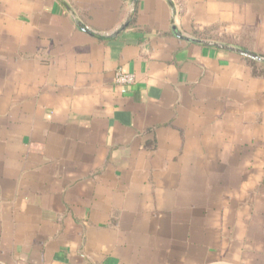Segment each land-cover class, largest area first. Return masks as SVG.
<instances>
[{
  "label": "crops",
  "instance_id": "crops-1",
  "mask_svg": "<svg viewBox=\"0 0 264 264\" xmlns=\"http://www.w3.org/2000/svg\"><path fill=\"white\" fill-rule=\"evenodd\" d=\"M172 1L0 0V264H264V87L171 27L264 0Z\"/></svg>",
  "mask_w": 264,
  "mask_h": 264
},
{
  "label": "rangeland",
  "instance_id": "rangeland-1",
  "mask_svg": "<svg viewBox=\"0 0 264 264\" xmlns=\"http://www.w3.org/2000/svg\"><path fill=\"white\" fill-rule=\"evenodd\" d=\"M263 25H258L257 27L251 25H244L242 27V31L238 33H233V31L226 30L225 32L219 31L222 26L212 25V31L209 32L210 37L220 38L221 40L229 43L236 44L237 46H243L244 50L252 51L255 54L263 55L264 56V45H260L259 41H255V33L256 30L261 28ZM214 30V31H213ZM263 31V30H262ZM264 32V31H263ZM203 33V32H202ZM220 34V35H219ZM203 36V34H199ZM205 37V36H204ZM257 42V43H256ZM248 49H246V48ZM262 71L264 70L261 69ZM261 76V80H263L260 85L264 87V73Z\"/></svg>",
  "mask_w": 264,
  "mask_h": 264
},
{
  "label": "water",
  "instance_id": "water-1",
  "mask_svg": "<svg viewBox=\"0 0 264 264\" xmlns=\"http://www.w3.org/2000/svg\"><path fill=\"white\" fill-rule=\"evenodd\" d=\"M137 1L138 0H132L131 9H130V11L128 13V16H127L126 20L124 22H122L119 26H117V28H115L112 32L104 33L103 35H105V36H113V35L117 34L119 31L123 30L129 23L130 16H131L132 12L136 8ZM166 1H167V3L169 4V6L171 8V17L173 19L175 14H176L174 3H173L172 0H166ZM171 27H172V31L175 34V36H177L180 39L187 40V41H192V42H199V43L214 45V46H217V47H221V48H226V49H229V50L237 51V52H239L240 54H242L244 56L250 57V58H252L254 60H257V61L264 62V56H262V55L255 54V53H252V52H250L248 50L240 49V48L235 47V46L225 45V44L216 43V42H210V41H206V40H200V39H197V38H194V37H191V36H186V35H183L181 32H179L174 24H172ZM81 28L84 31L91 33V30L88 27L83 26Z\"/></svg>",
  "mask_w": 264,
  "mask_h": 264
},
{
  "label": "trees",
  "instance_id": "trees-1",
  "mask_svg": "<svg viewBox=\"0 0 264 264\" xmlns=\"http://www.w3.org/2000/svg\"><path fill=\"white\" fill-rule=\"evenodd\" d=\"M243 60V80L244 83H250L252 82H258L259 85L263 81L261 80V76L264 73V70L261 69L264 68V62L254 60L247 56H241ZM261 87V85H260ZM260 148H264V145L260 143ZM259 160H264V151H260L259 154Z\"/></svg>",
  "mask_w": 264,
  "mask_h": 264
},
{
  "label": "built area",
  "instance_id": "built-area-1",
  "mask_svg": "<svg viewBox=\"0 0 264 264\" xmlns=\"http://www.w3.org/2000/svg\"><path fill=\"white\" fill-rule=\"evenodd\" d=\"M115 83L120 87L122 92L126 91V87L135 81L133 73L123 71L122 68H116L114 72Z\"/></svg>",
  "mask_w": 264,
  "mask_h": 264
}]
</instances>
